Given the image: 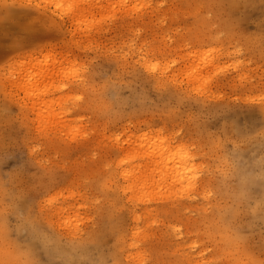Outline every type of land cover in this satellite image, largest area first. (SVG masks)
I'll return each instance as SVG.
<instances>
[{
  "label": "rangeland",
  "instance_id": "obj_1",
  "mask_svg": "<svg viewBox=\"0 0 264 264\" xmlns=\"http://www.w3.org/2000/svg\"><path fill=\"white\" fill-rule=\"evenodd\" d=\"M58 2L0 0V264H264V0Z\"/></svg>",
  "mask_w": 264,
  "mask_h": 264
},
{
  "label": "bare ground",
  "instance_id": "obj_2",
  "mask_svg": "<svg viewBox=\"0 0 264 264\" xmlns=\"http://www.w3.org/2000/svg\"><path fill=\"white\" fill-rule=\"evenodd\" d=\"M59 0H57V3H55V4H57L58 5V7H61V6H59V2H58ZM64 1V0H63ZM56 2V1H55ZM60 3H62L63 4V2L62 1H60ZM62 4H60V5H62ZM68 5V4H67ZM73 5V4H72ZM65 6V5H64ZM70 6H71V4H70ZM78 6V5H77ZM69 6H67V9H69L68 8ZM57 8V7H56ZM63 8V7H62ZM65 8V7H64ZM63 8V9H64ZM78 20V19H77ZM82 21V20H81ZM47 61H45V62H49L48 60L49 59H46ZM32 69L33 70H31L30 69V71H25V76L23 75V76H21V74H20V76L19 77H23L22 78V82H24L25 84H24V86L25 87H29V88H31L32 89V87L37 83V82H39L40 80H42L41 82H44L45 80H47L49 77H51V76H53L51 73L50 74H48L45 70H41V72L39 71V72H35V71H37V70H35V67L33 68L32 67ZM25 70V69H24ZM35 70V71H34ZM22 72H24V71H22ZM21 72V73H22ZM27 72V73H26ZM19 74V73H18ZM18 77V78H19ZM38 78V79H37ZM22 84V83H21ZM38 84V83H37ZM40 84V83H39ZM36 86V85H35ZM38 86V85H37ZM29 88L27 89V90H29ZM34 88V87H33ZM36 88V87H35ZM34 88V89H35ZM38 88V87H37ZM31 89H30V91H31ZM37 90V89H36ZM34 92V91H33ZM32 91H31V93H33ZM35 92H38V91H35ZM40 95V94H39ZM46 106V105H45ZM38 107V105L37 106H34V108H37ZM40 107H42V106H40ZM53 107V106H52ZM33 108V109H34ZM51 108V107H50ZM55 108V107H54ZM45 109H47V107H45ZM38 110H39V108H38ZM51 110H54L53 108L51 109ZM35 111H36V109H35ZM45 112V110H43V107H42V110H41V112ZM48 111H50V110H48ZM37 112V111H36ZM40 112V111H39ZM40 112V113H41ZM52 112V114H53V116L54 115H56V114H54V111H51ZM39 113V114H40ZM48 113H50V112H48ZM47 113V114H48ZM52 114L50 113V116H52ZM46 115V114H45ZM52 116V117H53ZM40 117V116H39ZM54 119H55V117H54ZM49 120H50V118H49V115H48V117H46V116H44L43 115V117H41V120L39 121V123L40 122H42L44 125H50V124H48V122H49ZM51 121H52V119H51ZM158 149L157 148H153V149H149L148 151H146L147 153H145V154H148V155H150V160H152L151 162H152V164L155 166V170H154V172H157V169L158 168H161V170L162 169H164V170H167V171H162V172H166V173H169V174H171V171H173L174 172V174H176V171H182V170H184L182 167H183V165L185 164L184 162H185V159L183 160V158L182 157H180L181 159H178L179 157L176 155V154H172V155H169L167 152H165L164 151V149H159L158 151H157ZM159 151H164V152H159ZM175 152H176V150H175ZM180 151H178V153H179ZM170 153H171V151H170ZM177 153V152H176ZM166 154V155H165ZM175 155V156H174ZM168 156V157H167ZM169 156H174L175 158V162H174V160H173V158H171V157H169ZM177 157V158H176ZM168 160H169V162H168ZM178 161V164L176 163ZM184 163L183 165H180V167H179V163ZM174 164V163H176L175 164V168H169V165L170 164ZM165 166V168H163ZM185 166V165H184ZM186 167V166H185ZM186 169H187V167H186ZM185 171V170H184Z\"/></svg>",
  "mask_w": 264,
  "mask_h": 264
}]
</instances>
